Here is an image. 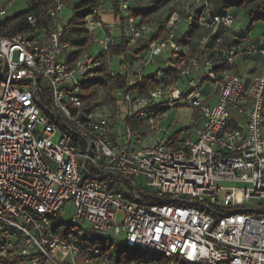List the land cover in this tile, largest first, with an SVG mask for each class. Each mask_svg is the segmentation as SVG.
Returning a JSON list of instances; mask_svg holds the SVG:
<instances>
[{
  "label": "built area",
  "instance_id": "obj_1",
  "mask_svg": "<svg viewBox=\"0 0 264 264\" xmlns=\"http://www.w3.org/2000/svg\"><path fill=\"white\" fill-rule=\"evenodd\" d=\"M15 1L0 0V264L15 257L24 261L14 264H78L79 256L90 264L79 238L115 244L120 234L123 247L169 264H264V215L246 211L264 209V45L242 36L205 59L177 36L185 22L220 43L228 31L237 34L240 11H217L210 0H198L167 18L143 20L121 0L118 13L109 3L113 21L105 24L99 4L84 19L89 38L79 53L61 40L66 0H51L47 26L26 11L17 20L26 29L11 34L5 21ZM139 39L146 41L133 53ZM94 43L98 54L91 52ZM118 45L123 48L114 53ZM253 53L261 57V72L248 82L231 68ZM160 56L157 85L139 92L134 85ZM104 64L125 80L111 92V109L85 100L82 88L103 79ZM180 100L198 113L191 133L158 120ZM231 108L244 115L242 124L232 123ZM135 119L147 120L144 134L130 125ZM104 176H141L143 191L158 201H140L136 187L131 199ZM67 200L77 235L62 238L54 230ZM99 253L96 248L93 256L103 264H126Z\"/></svg>",
  "mask_w": 264,
  "mask_h": 264
},
{
  "label": "trees",
  "instance_id": "obj_2",
  "mask_svg": "<svg viewBox=\"0 0 264 264\" xmlns=\"http://www.w3.org/2000/svg\"><path fill=\"white\" fill-rule=\"evenodd\" d=\"M109 2L113 6V10L115 13L119 12V5L121 0H109ZM164 2V0L157 1L153 7L141 11V12H135L131 13L134 16H140L143 20H146L154 15V13L159 9L160 5ZM26 9L16 15H13L9 17L5 21L6 25V33L15 34L17 32H21L26 29V27L23 24L17 23L18 18H21L26 11H30L34 13L40 23L44 26H47V20L45 19V10L50 5L51 0H28ZM67 3V0H66ZM101 3V0H81L77 6L76 11L72 14V16L69 18L68 21V28L64 36L61 38L62 41H67L71 45L79 48V53L83 49V47L86 45V42L89 38V35L86 31V27L84 24L85 17L91 13L92 9L99 5ZM229 7H240L243 8L246 11V18L249 21V27L252 29V25L255 22H263L264 23V0H217V7H215V10L220 11L225 8ZM130 9V8H129ZM198 26L197 24H192V28ZM190 32H192L190 30ZM181 39L180 41L184 44H191L189 39L186 38ZM216 36H211L209 38L210 42L209 44H214V49L216 46H225L227 43L223 41L220 43H217L215 41ZM208 44V45H209ZM123 46H116L112 51L114 53H120ZM192 51L195 49L191 45ZM104 71V77L103 79H97L93 78L91 80H87L83 83V91L85 94L84 99L90 100L91 95H93V92L90 91L91 86L95 84H99L106 89L107 96L110 95L111 91L116 87H122L125 85V80L123 79L122 75L119 72H116L115 75L111 76L107 71V64H104L103 66ZM109 83V84H108ZM158 83V80L156 78L155 74L152 75H146L141 83H137L134 85L136 89H138L139 92H145L146 90L156 86ZM62 129L66 130L67 125H60ZM92 173V171H91ZM124 179V178H123ZM102 180H105L108 182L109 186H113L115 181H118V177H108L104 176ZM133 191H136L134 188H132L131 193L128 195L131 199H134ZM139 196L140 201L144 203L149 202H156L158 201L157 198H155L150 193H147L146 191H137L136 192ZM258 216H263L264 213H254ZM71 226L72 224H64L62 221H58L56 224L54 233L58 236L65 238L68 233H71ZM75 235H77L74 232ZM80 243V252L82 255H86L89 257L91 261L97 260V256H93L94 249L98 248L100 250V255H109L110 252L114 250L115 244L112 241L106 240V239H93L88 240L85 236H82L79 238ZM121 244V243H120ZM122 246V245H121ZM133 251L131 254L130 252ZM139 250H131L127 249L125 247H120L116 250L115 253H117V256L115 257V260L117 262H124L126 264L134 263V264H147L149 263L148 258L141 257L138 255ZM156 259H160L159 257L152 256ZM153 258V259H154ZM15 260H19L21 262L24 261V258H6L5 261H3V264H14Z\"/></svg>",
  "mask_w": 264,
  "mask_h": 264
},
{
  "label": "crops",
  "instance_id": "obj_3",
  "mask_svg": "<svg viewBox=\"0 0 264 264\" xmlns=\"http://www.w3.org/2000/svg\"><path fill=\"white\" fill-rule=\"evenodd\" d=\"M133 1L134 2H130V3H132V5L129 6L131 13L141 12V11L147 10V9L153 7L154 4L156 3L152 0L151 6H148L147 8H143V6L140 5V1H142V0H133ZM109 3H110L109 0H106V1L101 0V3H100L103 6V9L100 12V14L98 15V18L105 24H110L113 21V15L114 14L111 12ZM173 13H177V12H173ZM173 13H171V14H173ZM155 15H156V12L154 13L153 16H155ZM170 15L166 16L165 18L169 17ZM177 26H178V33H177L178 38L181 40L182 38L184 39L185 36H187L186 38H188L190 43H191V44H187L189 46L191 52L198 53L200 58L212 59L214 44L213 43L209 44V42L211 40V39L209 40V38L211 37V35L209 34V32L205 28H202L200 26H195L192 28L191 27L192 25L189 26V25L185 24V22H179ZM261 26L264 27V23L261 24ZM252 28H253V25H252ZM179 30H181V32H179ZM190 30L192 32H190ZM236 30H237V34H234L232 31H228L226 33V35L224 36L225 43L229 44L231 41H234L236 39L241 40L242 36H249L250 37L252 29H250L249 21L247 20L245 15L242 13H240V18H239V21L237 23ZM117 37L119 39L120 36H117ZM145 41H146V39H139L134 45L131 46V51L133 53H138L140 51V49L143 47ZM252 42L256 46L264 45V34L259 35L257 38L255 37V39H253ZM191 45L195 49L194 51H192ZM158 58H160V57H157V62L160 65L159 66L151 65L150 67H148L146 75L156 74L157 70L163 66L164 62H161L160 60H158ZM163 59H164V57H163ZM164 61H165V59H164ZM137 64H138L137 59L131 60L132 69H134L137 66ZM117 71H119V69H117ZM231 71L234 73H239V74L243 75L246 78V80L248 82H250L256 75H258L261 72V57H260V55L258 53H253V54L245 55L243 57L238 58L236 60L235 64L232 66ZM202 91L204 94H208L211 91V87L208 84H205L203 86ZM208 99L211 103H213L215 97L213 95L211 96V94H210ZM171 111H173V110H170V109L167 110L166 109V110H164V113L161 115L162 117L161 118H160V116L158 117V120H160V124L163 127H166L168 125V123H170L172 121V118L169 119L170 117L168 116ZM231 115L233 118V122H232L233 124H242L245 120L244 115L239 114L234 108H231ZM198 122H199V118H198V116H196V119L194 120L195 126H197ZM147 123L148 122L146 119L145 120L135 119V120L131 121L130 125L132 126V128L134 130H136V132L138 134L142 135L145 133V130L147 128ZM143 143L145 144V141ZM110 253H112V252H110ZM110 253H109V255H110ZM93 262L95 264H103L99 260H94ZM77 263L78 264H84L81 256H79L77 258Z\"/></svg>",
  "mask_w": 264,
  "mask_h": 264
},
{
  "label": "rangeland",
  "instance_id": "obj_4",
  "mask_svg": "<svg viewBox=\"0 0 264 264\" xmlns=\"http://www.w3.org/2000/svg\"><path fill=\"white\" fill-rule=\"evenodd\" d=\"M80 1L81 0H67L66 8L64 10V14L66 15V17L70 18L72 16V14L76 11L77 4ZM102 1H106V0H102ZM151 1L152 0H142V1H140V5L143 6V8H147L148 6H151V3H152ZM153 1L157 2L159 0H153ZM130 2H134V1L128 0V4H130L129 6L132 5V3H130ZM210 2H211V6L215 9V7H217V0H210ZM197 4H198V0H164V2L160 5L159 9L156 11V15L154 17L157 18L158 20H161L162 18H165L166 16L170 15L173 12L179 13L181 11V9L186 5L194 6ZM25 9H26L25 1L24 0H16L15 3L13 4V7L11 8L9 14L16 15V14L23 12ZM236 10L240 11V13L244 14L246 17V11L243 8L236 7ZM261 24H263V22H255L253 24V28H252L251 34H250V39L253 40V39H255V37L257 38L259 35L264 34V27H262ZM179 32H181V30H179ZM221 47H223V46H220V47L216 46L217 49H219ZM99 50H100L99 46L96 43H94L91 47V52L93 54H98ZM158 60H160L161 62H164V59L162 56H160V58H158ZM151 65H155V66L160 65L157 62V58H155V60H153V63ZM111 68L113 70L118 69L115 62L111 63ZM180 82L181 81L179 80L178 83L180 84ZM90 91L93 92V95H91L90 100H89L91 102V104L99 105V106L109 108V109L112 108L111 93L109 96H107L105 87H103L99 84H95V85L91 86ZM170 110H173V111H171L169 113V115H168L170 117L169 119L172 118V121L174 123H176L178 127H180V126L185 127L186 126L190 130V133L193 132L192 130L194 128H196L194 120L196 119V116H198V113L195 110H193L191 107H189L188 104L182 100H180L176 103L175 109L172 108ZM161 115H160V118L162 117ZM118 182H119L120 189L124 190L128 194L131 192L132 188L136 187L137 189L143 191L144 186H145V179L141 176L134 177L132 180H126L123 178H118ZM71 210H72L71 204L67 200L65 202L64 207L59 212V219L64 224H70ZM121 216H122L121 213L117 214V217H116L117 222L121 221ZM86 227H87V225H86ZM74 231H75V228L73 226H71V232L73 233ZM87 231H89V230H87ZM123 238H124V235H122V234H120L119 237L117 238L119 241H117L115 243L114 250L112 251V253H110V255H108V257L111 260H115V256H117V253H115V252L117 249L122 247L120 244V240H122ZM53 253H55V252H53ZM130 253L132 254L133 251H131ZM138 255H140L141 257H144V258H148L149 259L148 264H169L164 259H162V258L156 259V258L152 257L153 255H149L146 252H139ZM90 264H95V263L93 261H91Z\"/></svg>",
  "mask_w": 264,
  "mask_h": 264
},
{
  "label": "water",
  "instance_id": "obj_5",
  "mask_svg": "<svg viewBox=\"0 0 264 264\" xmlns=\"http://www.w3.org/2000/svg\"><path fill=\"white\" fill-rule=\"evenodd\" d=\"M209 211L212 213H215V211L213 209L209 208ZM246 211L250 212V213H264V209H257V208H248V209H246Z\"/></svg>",
  "mask_w": 264,
  "mask_h": 264
}]
</instances>
